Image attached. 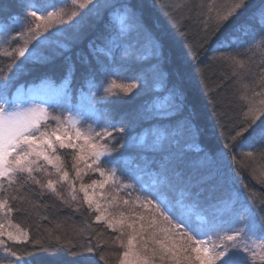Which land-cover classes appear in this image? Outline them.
<instances>
[{
  "label": "rangeland",
  "instance_id": "374dc122",
  "mask_svg": "<svg viewBox=\"0 0 264 264\" xmlns=\"http://www.w3.org/2000/svg\"><path fill=\"white\" fill-rule=\"evenodd\" d=\"M116 1L78 0L61 12L29 13L17 32L12 28L18 23L10 29L0 26V194L17 177H25L43 185L66 207L93 213L97 223L115 233V246L122 251L119 264H264V231L255 219L259 203L236 184L222 157L199 154L189 122L171 123L180 113L181 96L166 87L162 59L150 36L133 57L121 58L116 51L120 65L108 82L87 78L88 94L76 92L74 97L67 83L55 85L51 80L12 88L25 64H44L69 52ZM125 18H113L116 23L110 26L116 28L103 33L114 39L117 50L129 46ZM159 95L163 101L157 100ZM116 97L143 98L145 104L131 121L115 120L108 106ZM142 123L147 126L130 133L123 144L169 158L170 172L175 165L187 167L181 174L189 177L191 192L173 198L163 190L155 197L186 232L169 225L170 219L165 220L151 201L121 182L124 170L109 152L111 136ZM60 150L74 153L69 171ZM203 171L211 186L195 182L193 176ZM138 177L130 178L139 191L149 186L155 192L154 180ZM216 189H223V195ZM26 240L0 197V264H23L5 244Z\"/></svg>",
  "mask_w": 264,
  "mask_h": 264
},
{
  "label": "trees",
  "instance_id": "16d2710c",
  "mask_svg": "<svg viewBox=\"0 0 264 264\" xmlns=\"http://www.w3.org/2000/svg\"><path fill=\"white\" fill-rule=\"evenodd\" d=\"M75 1L0 0V26L10 29L18 23L12 28L17 32L18 25L28 22L29 13L61 12ZM122 16L129 26L124 36L129 46L117 50L114 39L103 33L116 28L110 26L116 23L113 18ZM95 26L58 58L25 64L12 88L51 80L55 85L67 83L74 97L88 94L87 78L98 84L112 78L120 65L117 52L121 58L133 57L150 36L162 59L166 87L181 96L180 113L171 123L189 122L199 154L225 160L236 184L259 203L255 219L264 231V0H118ZM143 101L116 97L108 107L115 120L131 121ZM146 126L142 123L126 133L114 131L109 152L122 164V184H131L173 227L178 224L155 197L163 190L173 198L191 192L189 177L181 174L187 167L175 165L170 172L169 158L124 146L130 133ZM59 156L69 171L74 153L60 150ZM203 172L193 176L195 182L211 186L208 172ZM132 174L144 182L154 180L155 192L149 186L139 191ZM42 186L17 177L0 194L11 223L27 237L22 243H6L5 250L23 264H119L122 251L115 246V233L97 223L93 213L66 207ZM130 194L134 196L133 191ZM177 229L186 232L182 225Z\"/></svg>",
  "mask_w": 264,
  "mask_h": 264
}]
</instances>
